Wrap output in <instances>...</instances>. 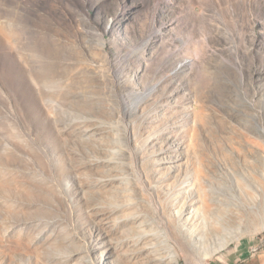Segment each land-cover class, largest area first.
I'll return each mask as SVG.
<instances>
[{"label":"rangeland","instance_id":"rangeland-1","mask_svg":"<svg viewBox=\"0 0 264 264\" xmlns=\"http://www.w3.org/2000/svg\"><path fill=\"white\" fill-rule=\"evenodd\" d=\"M262 213L264 0H0V264H264Z\"/></svg>","mask_w":264,"mask_h":264},{"label":"bare ground","instance_id":"bare-ground-1","mask_svg":"<svg viewBox=\"0 0 264 264\" xmlns=\"http://www.w3.org/2000/svg\"><path fill=\"white\" fill-rule=\"evenodd\" d=\"M261 210L259 207L251 204H240L237 206V210H227V211H220L219 212V219H216L214 222L216 224L217 229V236L210 235L208 236L209 239H200L204 245V260H207L210 257V254H213L220 250L218 246H211V244L215 243L216 241H226L230 238V235H233L231 232L227 231L228 228H243L245 225V221H250L255 219L258 215H260ZM264 214V213H262ZM262 219V218H261ZM246 228V227H245ZM218 243V242H217ZM210 244V245H209ZM208 245V247H207ZM183 253L186 255L189 262L194 261L196 257V253L192 251L190 247H185L183 249ZM170 260L173 264H181L179 261V255L176 253L170 256Z\"/></svg>","mask_w":264,"mask_h":264},{"label":"crops","instance_id":"crops-1","mask_svg":"<svg viewBox=\"0 0 264 264\" xmlns=\"http://www.w3.org/2000/svg\"><path fill=\"white\" fill-rule=\"evenodd\" d=\"M264 257V256H263Z\"/></svg>","mask_w":264,"mask_h":264}]
</instances>
